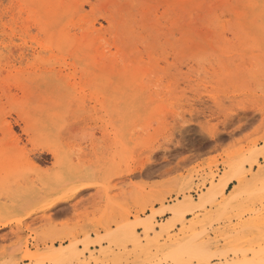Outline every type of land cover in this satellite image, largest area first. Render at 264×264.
I'll return each instance as SVG.
<instances>
[{"label":"rangeland","instance_id":"1","mask_svg":"<svg viewBox=\"0 0 264 264\" xmlns=\"http://www.w3.org/2000/svg\"><path fill=\"white\" fill-rule=\"evenodd\" d=\"M21 1L0 0V53H7L1 44L5 37L24 42L29 52L38 48L33 38H44ZM129 1L115 2L123 3L126 20L137 34V57L129 58L130 67L128 60L121 63L128 64V70H122L126 75L108 78L107 66L89 75L69 59L7 64L0 58V154L5 155L0 172H8L0 177V210L12 205L14 192L27 196L0 214V220H8L0 228V236L6 235L0 238V264H57L24 256L50 247L52 236H65L64 241H54L55 247L73 240L82 251L83 240L101 241L90 246L93 256L84 250L81 262L66 264H174L165 254L176 245H186L190 264H264V6L241 5L235 16L224 14L223 0H200L201 8L195 0L189 15L179 5L167 18L163 9L168 0H142L143 6L141 0ZM204 1L216 10L209 13ZM145 5L150 6L148 12ZM84 7L95 18V27H107L102 16L88 4ZM231 19L239 21L229 24ZM187 21L195 22L191 26ZM21 23L28 30L23 31ZM35 138L38 143L32 142ZM50 141L57 156L40 149ZM102 167L109 195H125L108 210L96 194ZM132 168L135 171L129 172ZM51 169L61 174L60 201L36 210L49 202L46 177ZM83 173L91 186L69 197L80 184L73 180ZM234 175L239 180L220 193L217 188ZM237 186L240 198L230 201ZM6 188L13 192L7 197ZM206 194L212 200L204 198ZM189 195L206 202L168 233L161 231L159 224L174 220L160 211ZM61 202L58 213L64 219H57L55 207ZM153 213L159 227L148 234L136 228L137 239L120 227Z\"/></svg>","mask_w":264,"mask_h":264},{"label":"bare ground","instance_id":"2","mask_svg":"<svg viewBox=\"0 0 264 264\" xmlns=\"http://www.w3.org/2000/svg\"><path fill=\"white\" fill-rule=\"evenodd\" d=\"M22 1L24 3V4H22V6L25 5V7L24 6L23 7H24V10L26 9L27 16L28 17H31L37 23L36 24V27H37V29L39 31H41L44 34V38L43 39L33 38V42H35V44L37 45L38 48L31 47L32 48L31 52L27 51L28 49H26L25 46L23 45L24 42H21V43H17L16 44L13 41V39H11V37H8L9 39H7L6 37L3 40L1 39L2 40V43L1 44L5 45V47L4 46L3 47L4 48L7 47L8 49H7V53H5V54H4V52L3 53H0V56H1L0 58L3 57V60L4 61H7L6 62L7 64H8V62L15 61V60L16 61H19L20 63L23 62V61H25V62L27 61V63H28V61H34V62L38 61L39 63H42L43 64L47 60H51V59L52 60L53 59H69L71 61V63L74 64V66L75 65L80 66L82 68L81 71L82 72H88V74H89V71H93L94 72V70H96L97 68H99L101 66H107V67H109V71L108 72L110 74L109 75L108 72H107V76L109 75L108 78L111 77V79H112L117 74L118 75H123V74L126 75V71L125 72L122 71L123 70V66H125L124 67V69H125L127 67V65L130 63L129 58L132 57V56H135L133 54H134V51L137 49L136 48V45H135L136 38H137V34L135 33V31L132 29V26L130 25L131 21L129 22V21L126 20L127 15H124V13H127V12H123V10H124V9H122L123 8L122 6H124V5H122L123 3H121V5H122L121 6L120 3L119 4H116L115 3L116 0H106V1H108V5L105 6V7H102L103 5L101 6V2H100L101 0H95V1H92V0H22ZM194 1L195 0H168V3H166V5H165L166 6L165 9H163L164 10L163 13H165V16L167 17L168 14L174 13V11H176L175 10L176 7L178 9V7L182 6V8L180 7L181 8V11L183 10L185 12V14L186 13L188 14L193 9V8L191 9V7H193L191 5H192V3ZM196 1H198V2H196ZM196 1L195 2L197 4V6L198 5H200V6L203 5V4L202 5L200 4V2H201L200 0H196ZM223 1H224V4H225L224 5V8H223L224 14H225V12L226 13L228 12L227 14L231 13V14H233L235 16H238L239 15V14L237 15L238 12H236V11H237V9L241 5L248 6V7H252V8H255V7H258V6H261V5L264 6L262 4L261 0H223ZM98 2H100V4ZM119 2H121V1H119ZM129 2L132 3V2H135V0H130ZM137 2H139V1H137ZM202 2H203V0H202ZM143 3L144 2L142 1V2L139 3V5H142ZM148 3H151V1L148 2ZM207 3L208 2H205L204 1V4L205 5H207ZM219 3H221V1ZM84 4H88V6H90L91 10L96 11V15H100V16H102L105 19V21L107 22V27L106 28H103L104 30L101 29V28L95 27V22H94L95 18L93 19V18H91L89 16V14L86 12V9L84 7ZM128 4H130V3H128ZM132 4H135V3H132ZM196 4H195V7H196ZM119 5L121 7H119ZM152 5H154V4L152 3ZM212 5H213V2L211 4V6ZM200 6H198V8ZM209 6H210V4L208 5V7ZM147 7H150V6H146V10H144V11H147V9H148ZM212 7H213V9H215L214 8L215 6H212ZM126 9H128V8H126ZM208 9H209L208 10L209 13H210V10H213L212 8L210 9V7ZM221 11H222V9H221ZM213 12H214V10H213ZM239 12H241V11H239ZM144 13H146V12H144ZM163 13H161V15ZM191 13H192V11H191ZM142 15H143V13H142ZM146 15H147V13H146ZM146 15H145V17H146ZM216 16H218V15H216ZM190 17H191V15H190ZM146 18H148V17H146ZM233 18H235V17H233ZM14 20H15V18H14ZM235 20L236 21H239V19L238 20L237 19H234V20H232V23H229V24H235L236 25L238 22L236 23ZM218 21L220 22V19L217 20V22ZM233 21H235V22L233 23ZM249 21H250V19H249ZM9 22L10 21H8V23ZM222 22H224V21H222ZM222 22H220V23H222ZM228 22H230V21H228ZM185 23H188V21L185 22ZM193 23L191 24V21H190V23H188V24H191V26H193ZM256 23L257 22H255V24ZM172 24L175 25L176 23L173 22ZM7 25H9V24H7ZM20 26H21V29L23 31L28 30V26H26L25 24H22L21 23ZM194 26H196V25H194ZM223 26H225V25H223ZM220 27H221V24H220ZM232 27H235V26H232ZM239 27H240V25H239ZM239 27L236 26V28H239ZM9 28L12 29V25L9 26ZM72 28H74L77 31L76 32H73L74 29L71 31ZM229 28H231V27H229ZM236 28H235V30H236ZM223 29H221V28L219 29L218 28V30H223ZM226 29H228V27H226L225 30ZM231 31H233V29ZM138 34H140V33L138 32ZM232 34H234V33H232ZM107 35L109 37H106ZM11 44L18 45V46H14V47H17L16 48V51H13L12 47H10ZM152 45H154V44H152ZM111 47H113L114 51H111L112 50ZM152 48H153V46H152ZM136 57L137 56H135V58ZM138 58H139V56H138ZM124 60H128L129 61V62H126V63H128L127 65H123V64L121 65V63ZM133 65H135V64H133ZM136 66L137 65H135V69H136ZM129 67H130V64H129ZM132 68H134V66ZM127 70H128V67H127ZM103 74L105 75V73H103ZM124 77L126 78L127 76H124ZM141 81H143V80H141ZM112 104H114V103H112ZM110 107H112L113 110H114V107L113 106H110ZM112 108H110L111 111H112ZM2 123H4V122L1 121L0 122V126L2 125ZM5 125H7V127H8L9 130H12L11 123L7 122ZM216 131H217V129H216ZM214 132L212 134L213 136L215 134ZM17 141H19V140H17ZM32 142L33 143H38V139L37 138L32 139ZM48 143L49 144H48L47 147H41L40 149L41 150H45L46 152L51 153L53 156H57L58 155L57 154V151H56V149L52 145V143H54V141L53 142L50 141ZM3 144H5V142ZM4 148L5 147H3V150H5ZM3 156H5L4 153L2 155L0 154V158H2ZM28 161L30 162V159ZM134 171H135V168H132L131 170H129V172H134ZM1 172H0V177H1V175L4 176V174L6 173V172H2V173ZM103 173H104V169L102 167L100 169L99 173H98V174H100V177L98 178V185L100 186V189H99L98 193H96V194H97V196L99 197L100 200H103L105 202V205H104L105 206V210L106 209L108 210V208L111 209L112 208V205H114V202H115L114 200H116V201L118 200L116 198H119L120 199V202H123V199H124V196L125 195H124V193H122V196L121 195H120V197H117L116 196V198H115L114 195H109V193L107 191L108 188L106 186V182H105V179L103 177ZM6 174H5L4 177H6L8 175V174L7 175ZM59 175H61V174L58 173V172H56L54 169H51V171L47 174V177H46V179H47V181H46L47 182V186L46 187L48 189L47 199L49 200V202L47 203V206H44V205L42 206L41 205V207H37L36 210H43L45 208H48V207L54 205L56 202L60 201V197H59L60 193L59 192H60V188H61L60 186L62 185L63 182H62V178H60ZM77 179H74L73 181L75 183L76 182H79L80 184H78L73 189V191L71 192V194L69 195V197H73L79 190L85 189V188H88V187L91 186V183H90V181L88 179V174L87 173L81 174L79 176V178H77ZM233 180H239V177H237L236 175L227 177L223 181V183L221 184V186L217 188V189H219L220 193L224 192L225 188ZM240 187L241 186H237V187H235V188H233L231 190L230 195L228 197V199L230 201L231 200H233V201L239 200V198H240V190H241ZM8 189H10V188H6V190H4L5 192L3 193L4 195H6V197H7V195H10L11 192H12V191L9 192L10 190H8ZM123 192H125V191H123ZM181 193H183V192H181ZM179 194L180 193L178 191V193L176 195H179ZM0 195H2V194H0ZM69 197H67V198H69ZM203 197H204V195H203ZM26 198H27V196H26V194H25L24 191H22V192H18V191L14 192V195L12 197V199H13L12 205L11 206L10 205L9 206H7V205L3 206L2 209L0 210V214L1 213H7L14 206H16V204L19 205L20 202L25 201ZM204 198H207L208 200H212V198L210 199L209 196L207 197V194H206V197H204ZM204 198H203V200L205 201L206 199H204ZM61 200H66V198L65 197H62ZM204 201L202 202V198H201V200H199V202H196L194 200V198L192 197V195H189V196L185 197L183 200H181L178 204L173 205V206H167L166 208H163L160 212H163V214L164 213H170V214H172L173 215L172 217H173V220L174 221L170 220V222L168 221L166 224H163V225L162 224H159L160 227H161V231H164L165 233H168L169 229L172 226H174L177 222L183 223L185 214L190 213V212L192 213L196 208L199 209V206L201 208L202 205H200V204H203ZM116 203L117 202H115V204ZM96 205L97 206L99 205L100 208H101V205H100V202L99 201H97V204ZM102 209L104 210V208H102ZM78 215L79 214H77V216ZM46 218H48V221L50 222L49 216L46 217ZM154 219H155V215L153 213V214L150 215V217L148 219H140V220L138 219L139 221L136 222L135 224L133 223L132 225L131 224H128L126 222V224L123 223V225H121L120 227H121L122 230H124L125 233H128V236H131L133 238H136L135 233H136V228H138V227L139 228H142L143 229V232L145 234H148V233H150V232H152V231L155 230V227H157L158 224H155ZM6 221H8V220H6ZM6 221L0 220V228L6 226L8 224ZM61 235H64V234L61 233ZM5 237H6V235H1L0 236V238H2V239H5ZM52 237H53V238H51L52 244H51L50 247L45 248V250L44 251H41V252L39 251L38 248H37V250L35 249L36 251H34V252H29V251L25 250L27 252L25 253L24 256L26 258H30L31 260L34 259V260H36V262L38 260H41V259H47V260H49L52 263H56L57 262V264L58 263L59 264H66L69 261H70L69 263H71V260H73V259H74V261L76 260L77 262H81L80 258L83 255V251L84 250L85 251L87 250L89 252L90 246L97 245V244L99 245L101 243V241H99V240H96V241L83 240L82 244H83L84 250L82 251V250H79L78 249L79 243L78 242H74L73 240L71 242H69V244H67L65 246H62V245L59 244L58 247H55L53 245L54 241H56V240L64 241L65 240V236H57V237L56 236H52ZM221 238H223V237H221ZM189 244H190V242H189ZM35 245L38 246L39 243L38 244H35ZM185 246H182V247L178 246L177 247V245H176V247H173L172 249L167 250V252H166V250H164L166 252L165 256H170V258H171V260H173L174 264H190V261L188 262L187 259H185L188 256L189 259L191 260V257L189 256L190 255V252L187 250L188 248H186ZM191 247H193V246H191ZM201 247L202 246H200V248ZM146 249H148V248H146ZM218 250L220 251L219 248H218ZM244 250H247V249H244ZM91 251L89 253H90L91 256H93L94 252H91ZM202 251H203L202 252V254H203L205 252V250H202ZM256 251H257V249H256ZM192 252L193 253H197L198 251L195 252V250H193ZM198 255H200V254L198 253ZM197 259H198V257H197ZM199 259L202 260L203 258H199ZM201 260H199V261H201ZM203 260H206V258L203 259ZM247 261H246V263H247ZM257 261H260V259H257ZM114 262H111V263H114ZM249 262L251 263V261H249ZM87 263H89V262H87ZM85 264H86V261H85ZM155 264H157V263H155ZM228 264H229V262H228ZM261 264H263V263H261Z\"/></svg>","mask_w":264,"mask_h":264},{"label":"crops","instance_id":"3","mask_svg":"<svg viewBox=\"0 0 264 264\" xmlns=\"http://www.w3.org/2000/svg\"><path fill=\"white\" fill-rule=\"evenodd\" d=\"M63 204V202H61L59 205H57L56 207H55V211H56V213H57V219L59 218V219H64V216L61 214V213H58V206H61ZM61 208V207H60Z\"/></svg>","mask_w":264,"mask_h":264}]
</instances>
